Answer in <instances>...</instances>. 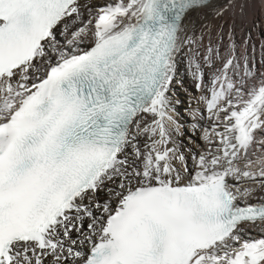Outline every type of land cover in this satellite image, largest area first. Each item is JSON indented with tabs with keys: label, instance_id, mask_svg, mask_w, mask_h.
Listing matches in <instances>:
<instances>
[{
	"label": "snow or ice",
	"instance_id": "1",
	"mask_svg": "<svg viewBox=\"0 0 264 264\" xmlns=\"http://www.w3.org/2000/svg\"><path fill=\"white\" fill-rule=\"evenodd\" d=\"M0 264H264V0H0Z\"/></svg>",
	"mask_w": 264,
	"mask_h": 264
}]
</instances>
